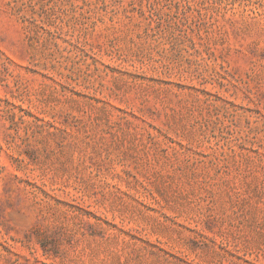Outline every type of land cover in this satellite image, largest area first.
I'll return each instance as SVG.
<instances>
[{
	"label": "rangeland",
	"instance_id": "obj_1",
	"mask_svg": "<svg viewBox=\"0 0 264 264\" xmlns=\"http://www.w3.org/2000/svg\"><path fill=\"white\" fill-rule=\"evenodd\" d=\"M0 264H264V0H0Z\"/></svg>",
	"mask_w": 264,
	"mask_h": 264
}]
</instances>
